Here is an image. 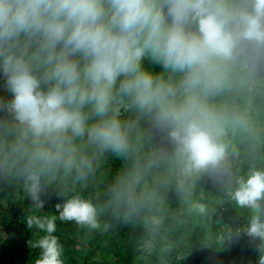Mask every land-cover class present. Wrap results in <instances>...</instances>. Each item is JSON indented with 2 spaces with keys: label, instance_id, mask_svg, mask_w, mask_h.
Wrapping results in <instances>:
<instances>
[{
  "label": "clouds",
  "instance_id": "1",
  "mask_svg": "<svg viewBox=\"0 0 264 264\" xmlns=\"http://www.w3.org/2000/svg\"><path fill=\"white\" fill-rule=\"evenodd\" d=\"M245 42L264 45V0H0V72L11 94L0 111L12 116L17 134L7 149L27 171L35 207L44 205L40 174L76 163V138L87 133L89 142L125 150L121 121L105 118L118 81L138 108L159 109L157 122L170 126L185 175L220 165L223 117L201 94L223 87ZM146 56L181 74V103L169 100L176 95L170 82L142 69ZM90 115L102 119L89 125ZM232 199L254 213L244 233L261 242L264 264V171L241 178ZM56 207L62 221L98 227L90 201L74 196ZM26 225L36 234L33 264H65L56 217L32 215Z\"/></svg>",
  "mask_w": 264,
  "mask_h": 264
},
{
  "label": "trees",
  "instance_id": "2",
  "mask_svg": "<svg viewBox=\"0 0 264 264\" xmlns=\"http://www.w3.org/2000/svg\"><path fill=\"white\" fill-rule=\"evenodd\" d=\"M141 67L176 88L170 101H183L181 74L151 56ZM118 88L119 81L105 118L121 121L125 150L89 142L87 133L76 138V163L40 174L43 208L35 207L27 191L23 164L9 155L7 146L17 133L12 116L0 111V264H33L30 242L36 234L26 225L32 215L56 217L65 264H259L261 242L244 233L254 213L239 207L232 193L241 178L264 171V45L245 42L223 87L201 94L223 117L226 157L191 176L182 171L184 157L169 136L170 126L157 122L159 109L141 110ZM0 99H11L2 72ZM100 119L90 115L87 123ZM74 196L94 205L97 228L59 219L56 206ZM195 204L205 205V212Z\"/></svg>",
  "mask_w": 264,
  "mask_h": 264
},
{
  "label": "built area",
  "instance_id": "3",
  "mask_svg": "<svg viewBox=\"0 0 264 264\" xmlns=\"http://www.w3.org/2000/svg\"><path fill=\"white\" fill-rule=\"evenodd\" d=\"M243 226V225H242ZM243 228H244V226H243ZM245 230H246V228H244ZM168 264H173L172 262H169Z\"/></svg>",
  "mask_w": 264,
  "mask_h": 264
}]
</instances>
